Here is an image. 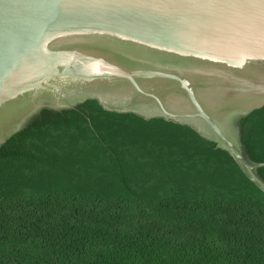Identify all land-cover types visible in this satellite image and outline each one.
<instances>
[{"label": "water", "instance_id": "95a60500", "mask_svg": "<svg viewBox=\"0 0 264 264\" xmlns=\"http://www.w3.org/2000/svg\"><path fill=\"white\" fill-rule=\"evenodd\" d=\"M70 171L176 241L264 206V0H0V225Z\"/></svg>", "mask_w": 264, "mask_h": 264}, {"label": "trees", "instance_id": "16d2710c", "mask_svg": "<svg viewBox=\"0 0 264 264\" xmlns=\"http://www.w3.org/2000/svg\"><path fill=\"white\" fill-rule=\"evenodd\" d=\"M115 191L110 178L73 171L54 178L0 225V264H264V206L176 241L121 229Z\"/></svg>", "mask_w": 264, "mask_h": 264}]
</instances>
